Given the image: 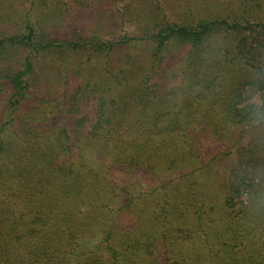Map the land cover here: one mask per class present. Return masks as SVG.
<instances>
[{"label":"trees","instance_id":"1","mask_svg":"<svg viewBox=\"0 0 264 264\" xmlns=\"http://www.w3.org/2000/svg\"><path fill=\"white\" fill-rule=\"evenodd\" d=\"M165 1L0 0V264H264V0Z\"/></svg>","mask_w":264,"mask_h":264},{"label":"rangeland","instance_id":"2","mask_svg":"<svg viewBox=\"0 0 264 264\" xmlns=\"http://www.w3.org/2000/svg\"><path fill=\"white\" fill-rule=\"evenodd\" d=\"M167 3V5L170 4V19H174L175 18V15H174V12H173V0H166L165 1ZM30 6V0L27 2L25 0V9H27L28 7ZM95 64V62H93ZM47 86L45 87L43 85L42 88H36L34 86L33 88V94H31V98L36 100V98L38 99V96L39 97H48V91H47ZM259 94H256L254 95V100L259 102ZM242 132L243 130L240 131V129H238L236 131L237 135L238 133H240L242 135ZM250 138V136L247 134L246 138H244L242 140V142H245L247 141L248 139ZM235 156L236 154L233 153L231 154V156L229 157V159L227 160V162L225 163V166L223 164L222 167H220V169L222 170V172L225 174L227 173L228 174V171H229V168L231 167L232 163L234 162L235 160ZM230 166V167H229ZM145 173H141L140 175L137 176L136 180H135V184H138V185H133L131 187H129L130 191H132L133 193H135L134 189H136L137 191L136 192H139V193H142V192H145V191H149L152 187L155 186V182H157L156 178L151 174L149 173L148 170L146 169H143ZM181 169H178L177 171H179ZM166 171L164 174H168V175H172V176H177L178 174L173 172V171ZM224 175V174H223ZM205 193H204V199H206V203H211L214 207H216V205H219V203H221L223 200H224V187L223 186H212V185H209V186H206V189L204 190ZM124 197H128V194H125ZM139 203L141 204V201H139ZM138 204V205H140ZM149 205V204H148ZM155 205V203H152L151 204V207H153ZM212 217L214 219V217L216 218V221L213 220V222L211 223L210 227H209V231L212 230V225L215 226V229L216 228H219L220 227V223H219V220H218V214L217 213H213L212 214ZM133 219V217H124L123 218V221L122 223H125V224H130L132 223L130 220ZM209 225V224H208Z\"/></svg>","mask_w":264,"mask_h":264}]
</instances>
